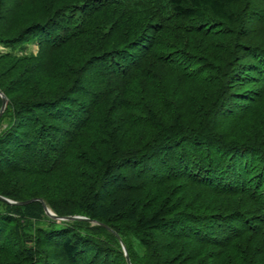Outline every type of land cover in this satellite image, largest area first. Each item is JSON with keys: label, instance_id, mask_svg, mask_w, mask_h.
Listing matches in <instances>:
<instances>
[{"label": "trees", "instance_id": "trees-1", "mask_svg": "<svg viewBox=\"0 0 264 264\" xmlns=\"http://www.w3.org/2000/svg\"><path fill=\"white\" fill-rule=\"evenodd\" d=\"M0 45V195L43 199L0 264H264V0H0Z\"/></svg>", "mask_w": 264, "mask_h": 264}, {"label": "water", "instance_id": "water-1", "mask_svg": "<svg viewBox=\"0 0 264 264\" xmlns=\"http://www.w3.org/2000/svg\"><path fill=\"white\" fill-rule=\"evenodd\" d=\"M0 95L2 97V105H1V108H0V116L3 114L7 104H8V98L5 94H3L1 91H0ZM0 199L1 200H4V201H7V202H10V203H13V204H27L31 201H34V200H41L43 202V199L41 198H31V199H28V200H24V201H16V200H12L10 198H7L3 195H0ZM44 206L46 208V211L53 217L57 218V219H89L85 216H80V215H67V216H58L56 213H54L45 203H44ZM123 245V249L125 251V255H126V258L127 260L130 262V256H129V253L127 251V248L126 246L122 243Z\"/></svg>", "mask_w": 264, "mask_h": 264}, {"label": "rangeland", "instance_id": "rangeland-1", "mask_svg": "<svg viewBox=\"0 0 264 264\" xmlns=\"http://www.w3.org/2000/svg\"><path fill=\"white\" fill-rule=\"evenodd\" d=\"M4 49V47L2 45H0V51H2ZM30 50L36 52L37 51V45L33 44L31 47H30ZM7 107V106H6Z\"/></svg>", "mask_w": 264, "mask_h": 264}]
</instances>
